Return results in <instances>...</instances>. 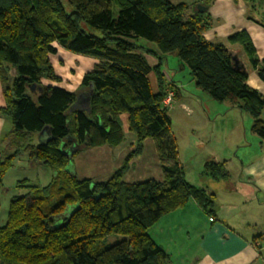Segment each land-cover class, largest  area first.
<instances>
[{"label":"trees","instance_id":"trees-1","mask_svg":"<svg viewBox=\"0 0 264 264\" xmlns=\"http://www.w3.org/2000/svg\"><path fill=\"white\" fill-rule=\"evenodd\" d=\"M66 4L68 9L62 0H0V113L11 121L0 145V183L20 153L53 172L48 185L26 187L10 199L6 222L0 226V264H170L148 230L190 199L214 216L215 194L184 178L162 102L168 91L176 95L174 80H166L161 60L175 54L189 68L196 87L245 112L252 119L250 130L264 137V96L247 84L246 65L228 45H240L263 83L264 57H258L244 30L229 34L226 43L206 40L210 14L183 3ZM82 24L98 28L102 35ZM140 38L154 43L159 54L140 44ZM57 46L96 60L80 82L88 92L87 108L73 107L77 93L59 85L62 77L50 60ZM146 54L158 62L151 65ZM123 115L136 143L121 166L103 181L78 179L69 172L66 167L79 151L124 141ZM43 128L50 137L33 143L32 136ZM146 138L154 141L162 179L126 182L129 161L142 151ZM73 145V152L67 153ZM201 175L223 180L228 171L224 162L211 159L204 162ZM112 234L123 238L103 245Z\"/></svg>","mask_w":264,"mask_h":264},{"label":"crops","instance_id":"crops-1","mask_svg":"<svg viewBox=\"0 0 264 264\" xmlns=\"http://www.w3.org/2000/svg\"><path fill=\"white\" fill-rule=\"evenodd\" d=\"M168 1L174 5L186 4L192 10H199L197 6L200 5L204 11H208L212 22L203 33L206 40L219 42L218 40L226 38L232 32L244 30L249 35L258 57H264V0H253L252 2L243 0ZM137 41L141 44L146 40L140 38ZM228 47L240 53L246 65L247 84L264 96V83L251 68L240 45L229 44ZM151 50L159 54L157 50ZM170 55L175 54L165 55V58L161 60V69L169 64ZM146 58L151 65L158 62V59L151 54H146ZM162 72L168 80L169 77L167 79L163 69ZM56 73L59 74L57 71ZM149 79L152 89L156 91L154 75L150 73ZM169 80H173L172 76ZM63 81L62 79L59 84L62 87H64L61 85ZM66 81L68 83L64 82V84L70 87L65 88L77 93L73 107L87 108V90L82 89L77 81L68 79ZM3 105L0 83V107ZM226 105L225 114H221L220 117L231 118L232 126L237 125L241 128L238 137L242 136L243 139H239L236 145L232 146V143L225 140L226 131H220L222 134L218 135L219 145L214 147L211 157L207 160L224 162L228 171L227 179L214 180L208 176L186 179L183 171L188 183L215 194L214 216L211 217L193 199H190L183 207L165 214L148 230L153 241L161 246L169 256L170 264H264V137H259L250 130V122H252L250 116L237 108L230 107L229 102ZM234 109L238 112L235 113ZM262 118L264 120V113ZM122 123L125 139L121 144L102 145L81 150L71 158L67 170L74 172L73 174L78 179L91 178L94 181L108 179L122 164L124 156L135 147L136 137L128 130L126 115L122 116ZM10 129V119L0 113V145H2V138ZM38 137V134L32 136L33 143H40ZM148 139L150 138L143 141L142 151L129 161V168L123 176L124 181L137 182L146 179L159 181L162 179L155 148L153 149L154 141L151 142ZM146 143L149 144L148 149L145 148ZM74 148L73 145L67 153L71 154ZM236 148H241L240 153L229 155ZM15 167L22 169L14 173V185L24 191L29 186L48 185L53 176L46 170L47 166L31 162L23 153L12 160L11 166L3 176L6 174L8 176V172ZM27 167L37 168L38 173L35 179L22 174ZM2 181L0 186H2ZM16 195H18L17 192L13 196ZM13 196L11 195V198ZM3 220L0 226L5 224L6 219Z\"/></svg>","mask_w":264,"mask_h":264},{"label":"rangeland","instance_id":"rangeland-1","mask_svg":"<svg viewBox=\"0 0 264 264\" xmlns=\"http://www.w3.org/2000/svg\"><path fill=\"white\" fill-rule=\"evenodd\" d=\"M62 1L68 9L66 0ZM82 26L85 30L94 35H102L98 28L86 24H82ZM218 41V43H225L226 38ZM142 42L144 43L141 44H144L148 49L151 48L156 50L154 43L149 41ZM50 60L55 70L64 80L61 85L67 88L70 87L64 84V82H67V79L69 81H77L79 85L83 73L90 69L93 66L92 63L96 61L89 55L73 53L60 46H57V52L55 54L50 55ZM168 63L169 64L164 65L162 69L166 73L167 79L168 77L170 79L172 76L174 80L173 85H175L174 91L176 95L173 94L171 105L168 108V114L171 119V130L177 140L178 158L186 175V179L194 177L201 178V176L204 177V175L199 174L202 172L203 163L211 157L210 155H212L211 153L214 151V147L219 145L218 142L220 139L218 135L222 134L220 131H226V142L232 143V146H235L239 139H243L242 136L238 137L241 128L237 125L232 126L231 118L220 117L221 114H225L226 103L228 104V102H218L196 87L189 68L182 63L176 55H170L168 57ZM182 104L184 106H182ZM234 112L237 113V109H234ZM148 140L153 142L152 139ZM145 146L146 149L149 148L148 143H146ZM240 150L241 148H236L231 151L229 155H235L237 152L240 153ZM216 152H218V150ZM23 154L26 155V153ZM120 166L121 165H119V167ZM45 168L48 172L53 174L50 168ZM21 169L22 168L15 167L8 172V176L7 174L3 176V181L1 179L3 183L2 186H0V224L4 221L3 219L7 218L11 195L13 196L16 192L18 195H22L25 192L23 189H18L14 185V173L20 172ZM71 171L73 172L72 169ZM159 172L161 175V171ZM37 173L36 167H27L26 170L22 172L23 175H28V177L32 179H35ZM121 238H123L122 235L112 234L104 238L102 244L110 245Z\"/></svg>","mask_w":264,"mask_h":264},{"label":"water","instance_id":"water-1","mask_svg":"<svg viewBox=\"0 0 264 264\" xmlns=\"http://www.w3.org/2000/svg\"><path fill=\"white\" fill-rule=\"evenodd\" d=\"M199 8L200 11H204V8H202L200 5L197 6ZM233 60H234V65H237L238 63V59L233 56ZM34 89V86H31V90ZM38 138L40 143H44L49 137V132L46 128H43L39 133H38Z\"/></svg>","mask_w":264,"mask_h":264},{"label":"built area","instance_id":"built-area-1","mask_svg":"<svg viewBox=\"0 0 264 264\" xmlns=\"http://www.w3.org/2000/svg\"><path fill=\"white\" fill-rule=\"evenodd\" d=\"M173 97V92L172 91H168L166 97L163 99V105L167 108H169V106L171 105V100Z\"/></svg>","mask_w":264,"mask_h":264},{"label":"bare ground","instance_id":"bare-ground-1","mask_svg":"<svg viewBox=\"0 0 264 264\" xmlns=\"http://www.w3.org/2000/svg\"><path fill=\"white\" fill-rule=\"evenodd\" d=\"M202 3V1H200ZM198 4V3H197ZM203 4V3H202Z\"/></svg>","mask_w":264,"mask_h":264}]
</instances>
